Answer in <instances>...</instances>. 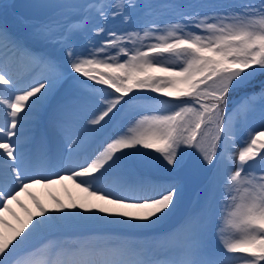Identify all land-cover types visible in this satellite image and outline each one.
Wrapping results in <instances>:
<instances>
[{
  "label": "snow or ice",
  "instance_id": "1",
  "mask_svg": "<svg viewBox=\"0 0 264 264\" xmlns=\"http://www.w3.org/2000/svg\"><path fill=\"white\" fill-rule=\"evenodd\" d=\"M16 7L0 3V264H264V0ZM156 7L175 21L143 26ZM45 116L68 149L47 175V133L28 150ZM185 157L204 178L190 206ZM65 181L79 193L51 208L32 191Z\"/></svg>",
  "mask_w": 264,
  "mask_h": 264
},
{
  "label": "bare ground",
  "instance_id": "2",
  "mask_svg": "<svg viewBox=\"0 0 264 264\" xmlns=\"http://www.w3.org/2000/svg\"><path fill=\"white\" fill-rule=\"evenodd\" d=\"M11 19L12 17L10 16V20ZM12 71L16 72L20 76L21 74H24L22 77H28L29 74H33L35 78H39V75L44 71V69L35 68V66H29L27 61L20 60L12 67ZM44 133H47L48 136V146H47L48 160L46 162H42L40 167L44 169L43 174L47 175L49 174L50 171L59 170L58 165L61 157H63L64 160H67L68 158V149H67V142L65 141L63 134L54 132L51 128L47 127V117L45 116L41 120L39 126L33 125L32 127V132L30 133L29 136L30 142L28 144V150L31 153L33 154L36 153L38 148L39 138ZM98 142L99 141H97V143ZM92 147H95V144L92 145ZM73 159L77 160L78 158L73 156ZM32 191H34L36 195L50 208L53 205L49 193H53L59 196L66 203L69 202L67 195L68 192H71L74 195L79 193V190L76 189L75 186L70 181H65L62 185L61 184L53 185L50 189H45L44 187L42 188L41 186H37ZM21 199L28 206V208L34 210V206L31 200L25 194L23 193L21 194ZM13 208L21 216V218H24L22 214L24 211L21 208H19L15 204H13ZM9 219H11V217H9ZM110 236H113V234L109 232L93 231L91 233H86V232L69 230L66 234L63 235L62 238L69 242H72L76 239H82V238L95 239L96 237H110Z\"/></svg>",
  "mask_w": 264,
  "mask_h": 264
},
{
  "label": "rangeland",
  "instance_id": "3",
  "mask_svg": "<svg viewBox=\"0 0 264 264\" xmlns=\"http://www.w3.org/2000/svg\"><path fill=\"white\" fill-rule=\"evenodd\" d=\"M84 2H86V0H63V3H69V4H79V3H84ZM141 2H145V0H141ZM0 3L11 4V0H0ZM9 12L10 13L13 12L12 9H9ZM152 21H155L158 24H160L161 22H165V23L174 22L175 17L171 12H168V13L164 14L163 16H160L157 18H149L145 14L141 15L140 23L143 26H145V27L148 26ZM109 26L111 27L112 25H109ZM130 27H132V26H130ZM17 62L12 64V67ZM23 75L24 74H21V77ZM256 101H255V103H256ZM249 120H250V124L253 128H255L259 124L260 113H259V107L258 106H257V110L250 116ZM240 135H241V137H244L246 135V132L242 131L240 133ZM241 146H242V144L238 140L237 141V149H239ZM190 159L193 160V157H191ZM185 160H186V167L183 171H181L180 176H181L183 183H184V193H183L184 205L190 206L196 200L198 194H200V192L202 191V187L204 184V178H203V176H200V177H198V179L196 178L194 180L193 179L194 178V170L196 169L194 162L187 160V157H185ZM146 174L149 175L150 177L159 178L160 180H164L169 175L163 169H158V168L148 170ZM199 182H201V183H199ZM41 187L43 188V186H41ZM22 214L25 217V213L23 212Z\"/></svg>",
  "mask_w": 264,
  "mask_h": 264
},
{
  "label": "water",
  "instance_id": "4",
  "mask_svg": "<svg viewBox=\"0 0 264 264\" xmlns=\"http://www.w3.org/2000/svg\"><path fill=\"white\" fill-rule=\"evenodd\" d=\"M33 2V0H17L14 4L17 6L15 11L19 14H27L29 9L25 7V5Z\"/></svg>",
  "mask_w": 264,
  "mask_h": 264
},
{
  "label": "trees",
  "instance_id": "5",
  "mask_svg": "<svg viewBox=\"0 0 264 264\" xmlns=\"http://www.w3.org/2000/svg\"><path fill=\"white\" fill-rule=\"evenodd\" d=\"M258 90V89H257Z\"/></svg>",
  "mask_w": 264,
  "mask_h": 264
}]
</instances>
